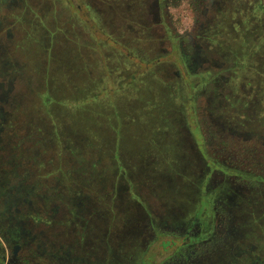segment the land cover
<instances>
[{"label":"rangeland","instance_id":"obj_1","mask_svg":"<svg viewBox=\"0 0 264 264\" xmlns=\"http://www.w3.org/2000/svg\"><path fill=\"white\" fill-rule=\"evenodd\" d=\"M116 1L98 0L139 35L82 3L0 1V254L264 264V0H168L162 25ZM74 199L71 234L53 206Z\"/></svg>","mask_w":264,"mask_h":264},{"label":"flooded vegetation","instance_id":"obj_2","mask_svg":"<svg viewBox=\"0 0 264 264\" xmlns=\"http://www.w3.org/2000/svg\"><path fill=\"white\" fill-rule=\"evenodd\" d=\"M1 1V0H0ZM11 5H17L19 7H21V12L23 13H29L28 10L31 8V6H39L40 9L39 11H37L38 13H40L41 9L44 7H49V11L48 13H59L60 11V7L58 9L57 7V3H64L66 5V8L71 9L70 12L74 13L73 9H75V13H80L82 6L81 3L83 4V6L85 7V9L88 12H92V13H109L111 15V22L114 21L115 24H119L120 26H124L125 25V19L122 18V21L119 18V15L115 14V10L114 8L112 9V11L106 6V4H103V2H101V4L98 2V0H76L79 1L78 5H75V1L73 0H56L54 2H51L50 0H9ZM116 1V0H115ZM119 5H121V7L123 8L121 13H140L141 18H150L153 16L154 19L153 21L155 22V24H159L162 25L164 21L161 22V19L163 20V18L165 19L166 15L165 13H167V9L169 7V2L168 0H154L152 5L148 6V3L145 4L144 0H117L116 1ZM35 4V5H34ZM62 10L63 12H68L67 9ZM146 13V14H145ZM145 18V20H146ZM125 27V30L127 28H131L132 30H135V34L139 35V29H136L135 24L132 27ZM168 31L165 32V36H167L169 33H167ZM10 37V36H9ZM178 43H179V39H178ZM180 44V43H179ZM182 45H179V49L182 53L183 49H182ZM200 50V48H197V51ZM198 52H201L198 51ZM201 54V53H200ZM201 60L202 58L199 57ZM15 84V83H14ZM13 86H11V90H7L6 85L0 81V106L3 105V103L6 102L9 94L15 89ZM13 102V99H12ZM7 106H11V104H7ZM11 115V114H10ZM197 224V225H196ZM191 224H189L188 227H186V235L188 239H192L191 242H197L199 241L202 237H196L192 234L193 231H195L194 229V225L199 227V221L193 219L192 221V227L190 226ZM199 230V229H198ZM1 231V230H0ZM205 238H203L204 240ZM202 242H207L206 240L201 241ZM14 247H13V256L11 259H6L4 254H0V264H23L24 261H29L30 257L27 256L25 257L26 260H24L23 262H21V257L18 255L19 251L21 250V245L18 244V242L13 241Z\"/></svg>","mask_w":264,"mask_h":264},{"label":"trees","instance_id":"obj_3","mask_svg":"<svg viewBox=\"0 0 264 264\" xmlns=\"http://www.w3.org/2000/svg\"><path fill=\"white\" fill-rule=\"evenodd\" d=\"M43 103H45V102H43ZM48 106H49V104H48ZM47 114H48V113H47ZM11 115H12V112H11ZM49 115H50V114H49ZM11 117H12V116H11ZM25 118H27V119H25L22 123H24V124H25V122H26V124H27V122L32 123V119H31L30 117L25 116ZM8 123L10 124L11 127H14V126L12 125V124H14L13 117L11 118V120H10ZM22 130H23V129H22ZM34 131H35V130L31 127V131H30V132H25L24 135H21V134H22V132H21V134H19V136H24V138H23L22 140L25 141V142H28V141L31 140ZM34 134H35V132H34ZM54 135H55L56 139L59 140L60 137L58 136V133H57L56 130H55ZM19 136H18V138L20 139ZM52 139H53L52 141L55 142V140H54L53 137H52ZM23 141H22V142H23ZM34 150H35V149H30V148H27V149H25V150H23V149L18 150V152H21V155H20V154H17V155L20 157V158L18 159L17 162L23 163V157L26 156V155H28V156H26V158L28 159L29 162L32 160L33 163H34V162H35V163H38V158L34 156V155H35ZM20 167H21V166H20ZM35 174H36V173H35ZM38 177H39V176H38ZM41 178L44 179V177H41ZM41 182H42V181H38V182H36V183H41ZM38 192H40V190H39ZM40 196H42V194H40ZM74 205H75V199H74L73 201H63L62 204L59 205L58 207L53 206V207L55 208V209L53 210V213H55V215H56L58 218L64 219L63 222H58L59 225L61 224V226H62L63 228H65V229H67L68 232H69L70 227H71V229H72V231H73V232H71V234H72V233H75V232H74V230H75V207H74ZM67 214H68V216H69V220L66 221L65 218H63V216H64V215H67ZM65 217H67V216H65ZM55 219H56V218H55ZM55 219H47V224L44 225V227H46V226L57 225V224H56L57 221H56ZM45 229H46V228H45ZM5 238H6L7 241H8V238H7V237H5Z\"/></svg>","mask_w":264,"mask_h":264}]
</instances>
